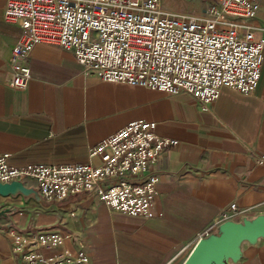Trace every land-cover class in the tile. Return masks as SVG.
<instances>
[{"label": "crops", "instance_id": "crops-1", "mask_svg": "<svg viewBox=\"0 0 264 264\" xmlns=\"http://www.w3.org/2000/svg\"><path fill=\"white\" fill-rule=\"evenodd\" d=\"M6 2L0 0V154L12 166L93 162L90 149L134 121L155 122L159 136L178 143L151 168L160 178L152 219L113 212L87 193L62 202L0 194V264H26L13 237L27 231L60 233L65 248L85 252L93 264H185L200 239L218 233L224 213L237 224L264 218V56L254 94L224 88L205 111L188 93L86 75L72 52L44 44L30 53L32 79L19 90L9 81L22 28L4 20ZM260 12L256 34L264 38ZM24 186L37 190L33 181ZM232 204L238 212H228ZM236 257L228 264H264V237L243 241Z\"/></svg>", "mask_w": 264, "mask_h": 264}, {"label": "built area", "instance_id": "built-area-1", "mask_svg": "<svg viewBox=\"0 0 264 264\" xmlns=\"http://www.w3.org/2000/svg\"><path fill=\"white\" fill-rule=\"evenodd\" d=\"M211 1L196 15L167 10L162 0H7L4 20L22 28L9 86L28 87L30 53L44 44L72 52L86 75L172 96L188 93L204 111L224 88L252 95L264 56V38L256 34L259 1ZM156 129L155 122L130 123L92 147L87 164L15 167L0 154V183L33 181L48 202L87 193L113 212L155 218L160 178L151 168L178 143ZM228 212H238L237 205ZM13 241L26 264H93L85 252L65 248L57 232L27 231ZM41 249L56 252L45 256Z\"/></svg>", "mask_w": 264, "mask_h": 264}, {"label": "water", "instance_id": "water-1", "mask_svg": "<svg viewBox=\"0 0 264 264\" xmlns=\"http://www.w3.org/2000/svg\"><path fill=\"white\" fill-rule=\"evenodd\" d=\"M0 194L34 195L38 201H42L37 190L27 188L22 182L0 183ZM5 215L6 211H0V217ZM261 237H264L263 217L254 221H245L243 224L225 221L219 227L218 233L199 240L185 264H228L230 260L237 259L243 241H255Z\"/></svg>", "mask_w": 264, "mask_h": 264}, {"label": "rangeland", "instance_id": "rangeland-1", "mask_svg": "<svg viewBox=\"0 0 264 264\" xmlns=\"http://www.w3.org/2000/svg\"><path fill=\"white\" fill-rule=\"evenodd\" d=\"M258 1L262 12L264 11V0ZM211 4V0H162V6L167 10L196 15L203 13Z\"/></svg>", "mask_w": 264, "mask_h": 264}]
</instances>
